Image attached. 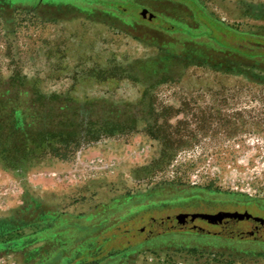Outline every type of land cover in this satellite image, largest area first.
<instances>
[{
  "label": "rangeland",
  "instance_id": "374dc122",
  "mask_svg": "<svg viewBox=\"0 0 264 264\" xmlns=\"http://www.w3.org/2000/svg\"><path fill=\"white\" fill-rule=\"evenodd\" d=\"M8 1L0 90L25 77L11 90L95 118L27 160L0 155V243L28 238L0 264H25L22 250L47 239L36 264H264V229L199 219H264V0H156L150 23L142 7L112 23ZM47 212L63 217L45 238Z\"/></svg>",
  "mask_w": 264,
  "mask_h": 264
},
{
  "label": "trees",
  "instance_id": "16d2710c",
  "mask_svg": "<svg viewBox=\"0 0 264 264\" xmlns=\"http://www.w3.org/2000/svg\"><path fill=\"white\" fill-rule=\"evenodd\" d=\"M77 1H82L83 5L81 6L76 4ZM149 1L150 0H30L28 4L31 3V8H33L35 11L39 8H46L49 9V11L60 9L62 12L71 15H90L98 12L103 15L106 20L112 21L113 23L115 20H117L116 22L122 20H124L123 22H130L134 15L125 14L124 9L128 10L130 7H132L134 10V8L147 6L149 5ZM188 1L192 3L196 2L195 0ZM12 6L14 5H12V3H10L8 0H0V10L9 9ZM201 18L204 22H212L209 21V17L204 14L201 16ZM163 20L165 21L166 19ZM173 21H176L175 18H173ZM171 26L172 27L169 29L172 30H177L178 28H182L184 30L188 29V27H185V24L181 26L175 25L172 22ZM176 43L177 42H172L169 44ZM231 51L233 53L236 52L233 49H231ZM230 53L231 52H229V54ZM261 58L264 59V54H261ZM25 80H27L25 77L20 76L9 77L8 80L3 82V84H5L4 90H0V155L8 156L18 152L21 154V158L27 160L29 154H33L36 152V150H39L43 146V148H49L48 144L53 140L67 143L70 130L80 132L83 130L84 124L93 125L91 121L93 118H95V115H89V118L82 117V120H78L77 118L70 115V109H67L66 105H60L56 107L53 106L52 103L55 101L53 100L54 96H51L50 99L49 97L41 94L37 95L36 99H29L25 91L22 93L20 90H16L18 92L11 90V85H15V87H21ZM27 82L30 81L27 80ZM27 99L33 100L32 103L34 105H26V107L29 108L25 109L20 108V105L18 104L16 105L17 102H23ZM55 99H59V97H55ZM58 101H60V103L67 102L63 99ZM113 113V110H109V112L106 113L107 115L104 117L107 119L110 118L109 120H112ZM76 116L78 115L76 114ZM56 215L59 216L62 214L56 213ZM56 215L55 212H47L40 215V219L36 225L38 227L43 226V229L38 232V235L45 234V238H48L47 233H44V231L51 227L50 220ZM27 239L28 238H21L18 240L13 239L0 243V253L8 252L9 250L13 251L8 247H13L11 245L21 246ZM47 242H45L43 246L34 248L31 251L23 249L21 256L24 263L36 264L41 254H50L52 249L49 247ZM45 245H47V247Z\"/></svg>",
  "mask_w": 264,
  "mask_h": 264
},
{
  "label": "water",
  "instance_id": "95a60500",
  "mask_svg": "<svg viewBox=\"0 0 264 264\" xmlns=\"http://www.w3.org/2000/svg\"><path fill=\"white\" fill-rule=\"evenodd\" d=\"M146 13L147 10H144L142 14ZM148 19H151V17L149 16ZM199 219L208 222L209 225H218L241 232L257 233L259 230L264 229L263 218L254 217L246 212H220L216 215H200Z\"/></svg>",
  "mask_w": 264,
  "mask_h": 264
},
{
  "label": "flooded vegetation",
  "instance_id": "af4514ba",
  "mask_svg": "<svg viewBox=\"0 0 264 264\" xmlns=\"http://www.w3.org/2000/svg\"><path fill=\"white\" fill-rule=\"evenodd\" d=\"M163 1H165V2H168L167 4H170L171 3V1L172 0H163ZM150 2H153V3H155V2H157L156 0H150L149 1V3ZM151 5V4H150ZM144 10H147V13L146 14H142L143 13V11ZM124 13L125 14H129V15H132L133 14V8L132 7H130L128 10L127 9H124ZM140 14L142 15V17L143 18H146L148 21V23H150V22H154V21H156V20H158L157 19V12L151 7V6H149V5H147V6H142V8H141V11H140ZM151 17V19H148V17ZM126 28H133V27H135L133 24L132 25H127V26H125ZM172 27V26H171Z\"/></svg>",
  "mask_w": 264,
  "mask_h": 264
}]
</instances>
